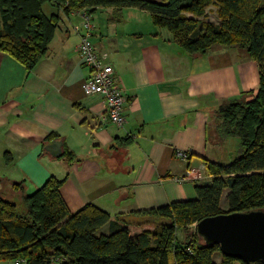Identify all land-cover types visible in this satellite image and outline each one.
<instances>
[{
	"label": "crops",
	"instance_id": "obj_1",
	"mask_svg": "<svg viewBox=\"0 0 264 264\" xmlns=\"http://www.w3.org/2000/svg\"><path fill=\"white\" fill-rule=\"evenodd\" d=\"M83 9L42 4L59 19L30 70L0 51V183L21 181L31 192L51 174L64 177L60 193L71 212L92 203L111 219L194 198V184L210 179L205 161L238 155L235 148L225 154L230 138L218 133L215 109L249 97L259 82L257 62L237 45L214 44L193 57L147 10L98 7L90 39L126 94L125 121L117 125L101 94L81 90L89 73L78 51ZM53 139L61 141L60 154L45 148ZM139 219L125 217L133 231L147 227Z\"/></svg>",
	"mask_w": 264,
	"mask_h": 264
},
{
	"label": "trees",
	"instance_id": "obj_2",
	"mask_svg": "<svg viewBox=\"0 0 264 264\" xmlns=\"http://www.w3.org/2000/svg\"><path fill=\"white\" fill-rule=\"evenodd\" d=\"M63 12L98 7H136L166 28L171 40L191 56L214 44L237 45L258 65L259 82L247 99L227 100L215 109L221 137L239 139L228 163L205 161L210 179L194 184L195 197L151 208L109 213L92 203L71 212L60 193L63 178L49 175L31 192L21 181V208L0 194V260L15 264H264L244 261L206 242L196 230L200 219L222 212L264 209V0H0V51L30 70L45 54L59 19L46 15L44 2ZM217 6V22L205 8ZM190 13V14H189ZM69 153V152H67ZM4 161L12 156L4 152ZM225 190L226 193H225ZM224 193V194H223ZM224 196L226 208L221 205ZM139 216L133 231L127 215ZM107 232H97L103 224ZM135 224V225H136ZM182 230V236L177 234ZM219 253L220 260H215Z\"/></svg>",
	"mask_w": 264,
	"mask_h": 264
},
{
	"label": "water",
	"instance_id": "obj_3",
	"mask_svg": "<svg viewBox=\"0 0 264 264\" xmlns=\"http://www.w3.org/2000/svg\"><path fill=\"white\" fill-rule=\"evenodd\" d=\"M61 153V141L51 140L45 146ZM196 230L210 243H217L225 255L244 261L264 260V209L222 212L196 222Z\"/></svg>",
	"mask_w": 264,
	"mask_h": 264
},
{
	"label": "built area",
	"instance_id": "obj_4",
	"mask_svg": "<svg viewBox=\"0 0 264 264\" xmlns=\"http://www.w3.org/2000/svg\"><path fill=\"white\" fill-rule=\"evenodd\" d=\"M83 33L78 43L81 61L88 67L89 73L81 81L84 94H101L106 105V116L117 125H122L125 118L122 109L126 103V94L114 78L113 68L100 55L90 39L93 24L91 14L83 9L81 12ZM183 157L185 154L178 153Z\"/></svg>",
	"mask_w": 264,
	"mask_h": 264
},
{
	"label": "rangeland",
	"instance_id": "obj_5",
	"mask_svg": "<svg viewBox=\"0 0 264 264\" xmlns=\"http://www.w3.org/2000/svg\"><path fill=\"white\" fill-rule=\"evenodd\" d=\"M47 4L48 3H46V6H47ZM216 9H217V6L215 4H210L209 6H207L205 8L206 20H210V21H213V22L217 21ZM45 10L48 11L47 8H45ZM50 10H52V9L50 8ZM229 138L230 139H228L229 143L227 144V148L223 149V150H226L225 154H227L228 152H231V150L234 151V148L236 150H239V139H238V137L229 136ZM0 194L3 197L15 202L17 204V207L21 208V206H22V201H21L22 192H21L20 188L18 190H15V189H13V187H11V185L9 183L6 184V182L4 181L2 184L0 183ZM222 207L226 208V203H225L224 196L222 198ZM133 228H137V227H133ZM182 233H183L182 230H177V234L179 236H182ZM215 260L216 261L220 260L219 253L215 254ZM0 264H14V263H13V261H10V260H0ZM235 264H239V263L236 262Z\"/></svg>",
	"mask_w": 264,
	"mask_h": 264
}]
</instances>
